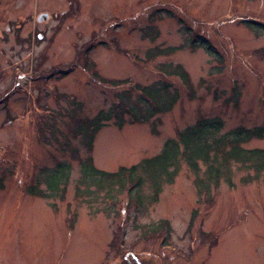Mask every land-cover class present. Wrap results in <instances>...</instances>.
I'll return each mask as SVG.
<instances>
[{
    "label": "rangeland",
    "instance_id": "374dc122",
    "mask_svg": "<svg viewBox=\"0 0 264 264\" xmlns=\"http://www.w3.org/2000/svg\"><path fill=\"white\" fill-rule=\"evenodd\" d=\"M138 84L177 92L171 109L111 118L89 151L77 124L118 95L142 110ZM212 117L264 127V0H0V264H264V172L199 194L182 160L140 204L80 182L89 155L113 171ZM159 219L169 235L143 233Z\"/></svg>",
    "mask_w": 264,
    "mask_h": 264
},
{
    "label": "trees",
    "instance_id": "16d2710c",
    "mask_svg": "<svg viewBox=\"0 0 264 264\" xmlns=\"http://www.w3.org/2000/svg\"><path fill=\"white\" fill-rule=\"evenodd\" d=\"M171 72L185 81L188 79L187 72L180 66ZM135 89L139 103L144 104L142 110L136 105H129L121 95H118L117 104L107 109H100L93 117L77 124L78 131L85 136L89 151L92 149L94 134L111 118L116 119L114 123L119 126L124 122L123 114H128L133 121H144L157 113L170 110L177 97V92L165 96L159 86L138 84L135 85ZM222 129L223 121L219 117L198 119L193 124L176 131L175 136L167 139L155 155L131 165H120L113 171L97 168L92 156L89 155L81 160L80 182L95 186L107 192L110 197L114 196L115 189L118 193L125 191L129 202L133 200L132 203L140 204L144 199L142 187L145 183L148 182L150 185L148 195L150 201H156L162 183L173 180L178 164L182 160L194 173V183L199 194L205 192L208 195L211 186H217L220 180L231 182L232 165L252 173L244 180L264 172V148L244 146L252 138L262 137L264 127L236 126L224 132ZM49 173L45 181L50 191L57 190L61 184L66 183V167L60 166ZM63 190L64 185L61 191ZM144 230L143 233L147 230L153 236L163 231L165 235H169L171 226L168 220L159 219L156 223L147 225ZM146 235L148 234L143 236Z\"/></svg>",
    "mask_w": 264,
    "mask_h": 264
}]
</instances>
